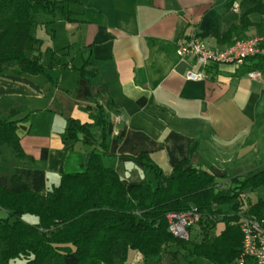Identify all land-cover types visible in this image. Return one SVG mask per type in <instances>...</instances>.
<instances>
[{
    "label": "crops",
    "instance_id": "obj_1",
    "mask_svg": "<svg viewBox=\"0 0 264 264\" xmlns=\"http://www.w3.org/2000/svg\"><path fill=\"white\" fill-rule=\"evenodd\" d=\"M56 1L63 7L35 15L39 43L27 52L44 73H0V113L28 116L18 129L27 157L1 146V175L43 170L49 190L62 174L82 171L86 146L67 138V121L90 123L85 108L96 102L110 113L104 164L127 185L153 174L136 159L141 154L163 175L183 160L217 178L264 166L253 140L264 125V73L251 79L246 61L210 65L205 78L190 80L201 67L193 55L177 54L190 36L212 49L251 37L264 46V12L253 10L264 0Z\"/></svg>",
    "mask_w": 264,
    "mask_h": 264
},
{
    "label": "trees",
    "instance_id": "obj_2",
    "mask_svg": "<svg viewBox=\"0 0 264 264\" xmlns=\"http://www.w3.org/2000/svg\"><path fill=\"white\" fill-rule=\"evenodd\" d=\"M60 3L0 0V73H44L39 57L27 55L39 43L31 28L35 15L52 13L63 7ZM253 10L264 12V4L258 2ZM246 61L249 71L264 73V55ZM85 112L90 123L68 119L66 129L68 139L86 146L82 171L62 174L49 190L43 170L21 167L10 175L0 174V209L8 214L0 217V264L16 259L24 264H132L135 254L144 261H156L165 253L171 255V264H180V249L188 252L189 264H197L196 258L206 264H237L242 234L232 213L236 196L246 188H264V166L243 179L231 177V185L223 188L216 176L189 166L188 160L163 175L141 154L136 159L154 174L156 184L127 185L103 160L108 154L109 110L96 102L86 106ZM15 114V110L0 113V148L8 145L15 157L24 159L18 129L28 116L17 120ZM192 206L202 215L201 237L172 236L166 215ZM262 209L264 197L260 195L257 210ZM219 221L225 226L217 233Z\"/></svg>",
    "mask_w": 264,
    "mask_h": 264
},
{
    "label": "built area",
    "instance_id": "obj_3",
    "mask_svg": "<svg viewBox=\"0 0 264 264\" xmlns=\"http://www.w3.org/2000/svg\"><path fill=\"white\" fill-rule=\"evenodd\" d=\"M262 40L258 37L239 39L224 49L209 48L204 42L190 36L179 43L177 54L182 56L191 54L201 67L198 72L188 73L186 78L200 80L205 78L203 70L210 65L234 64L244 65L246 60L255 55H264ZM251 79H258V71H249ZM120 121L115 116L114 123ZM260 195L254 191H240L236 196V211L232 212L238 219V227L242 234L241 253L237 264H264V209L257 210ZM202 218L201 213L194 206L183 212H170L166 215L168 231L179 239H188L191 228L197 226Z\"/></svg>",
    "mask_w": 264,
    "mask_h": 264
},
{
    "label": "rangeland",
    "instance_id": "obj_4",
    "mask_svg": "<svg viewBox=\"0 0 264 264\" xmlns=\"http://www.w3.org/2000/svg\"><path fill=\"white\" fill-rule=\"evenodd\" d=\"M72 9L71 5H66L65 6V10L68 11ZM253 140L255 141L256 145H257V149H258V155L259 156H264V125H258L257 127H255L254 133H253ZM262 161H264V159H262ZM260 169V166L255 168L252 172L256 171ZM1 173H7V170H4V168H1L0 170ZM246 175H240L237 176L240 179H243ZM234 177L232 174L226 176L225 178H217V181L219 183H221V187L223 188H228L231 185L230 182V178ZM147 182H150L152 186H155L156 184V180L153 174L148 175L146 178ZM47 187H51V180L49 179L46 182ZM246 192H251L254 191L257 194L262 195V197H264V188H256V189H250V188H246L245 189ZM0 217L6 218L8 217V214L6 211L1 210L0 209ZM24 219L29 221V222H34L35 218L32 216H24ZM224 222L223 221H219L216 225V232L220 233L223 229H224ZM202 234V230L200 229V225H197L193 228H191L190 230V237L192 239H198L201 237ZM179 259H180V264H189V258L188 256V252L185 250H181L179 251ZM130 262L132 264H171L172 262V258L171 255L169 253H165L161 256L160 259L156 260V261H144L142 259V257L138 254H135L132 256V258L130 259ZM196 262L197 264H206V262L203 259L200 258H196ZM10 264H24V261L22 259H16L10 262ZM190 264H194V263H190Z\"/></svg>",
    "mask_w": 264,
    "mask_h": 264
}]
</instances>
